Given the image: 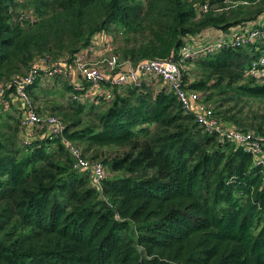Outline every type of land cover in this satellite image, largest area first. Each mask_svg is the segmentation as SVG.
Masks as SVG:
<instances>
[{
	"label": "trees",
	"instance_id": "1",
	"mask_svg": "<svg viewBox=\"0 0 264 264\" xmlns=\"http://www.w3.org/2000/svg\"><path fill=\"white\" fill-rule=\"evenodd\" d=\"M261 16L264 0H0V264H264V167L167 86H110L82 101L65 98L76 91L63 82L60 101H41V73L27 92L40 116L63 121L56 137L43 121L23 124L14 86L42 71L38 60L73 63L101 34L132 65L177 61L186 40ZM263 53L223 47L182 69L220 129L264 149V68L245 73ZM69 143L103 163L102 189L74 168Z\"/></svg>",
	"mask_w": 264,
	"mask_h": 264
},
{
	"label": "built area",
	"instance_id": "2",
	"mask_svg": "<svg viewBox=\"0 0 264 264\" xmlns=\"http://www.w3.org/2000/svg\"><path fill=\"white\" fill-rule=\"evenodd\" d=\"M235 3L238 4L239 2L236 1ZM203 9L204 11L207 10V4L203 5ZM24 17L25 16H22V18ZM248 25L250 24L237 26L227 32H221L218 36L212 39V41L207 43H194L190 39L186 40V43L178 50L177 61L171 59H150L141 61L136 65H132L129 61H123L118 55L114 54L112 50V41H110L109 36L101 34L94 42L100 43V41H103V46L110 51L108 53L109 57L103 59L104 67L93 64V61H88L86 59L87 48L91 47L94 42L76 56L74 65L77 69L80 83L74 85L76 92L71 93V96L74 100H82L81 97L83 95L80 93H88L93 96L85 95L83 96V99L87 100V98H94L92 100L94 101L99 95H103L98 93L96 96L91 92L90 88L98 87V85L105 80L104 68H106L108 73L112 75V79L110 81V86L112 87L127 84L138 87L143 81L139 74L157 77L164 81L169 91L175 94L181 108L185 112H193L195 114L197 122L202 127L210 132L216 131L221 135L225 134L231 141L251 152L256 165H262L264 167V149L254 138L253 134L235 129L228 131L220 129L218 122L212 116L211 109L200 101L198 92L189 89L183 79L184 73L182 69V62L185 60L201 58L204 55L210 54L223 47H242L247 45L264 46V24H261L260 27H250ZM62 64L63 62H49V64L45 62L44 72L46 77L51 79L63 78L65 71ZM263 68L264 53L257 59V61L253 62L252 65L245 70V73L250 76L260 77L261 70ZM41 73L42 71H40L38 67L32 68L26 75L15 80L14 86L26 114L23 124L30 127L43 121L47 125L51 136L56 137L61 135L63 132V121L53 115L45 117L40 116L36 110V105L33 103L32 98L27 92V87L34 84L40 77ZM85 81L90 84L89 88L85 86ZM5 90V87H0V97H4ZM105 94H110L109 89ZM69 150L74 159V168L78 171L90 173L95 186L102 189V182L107 175L106 168L103 163L100 161H91L84 157L81 148L73 143H69Z\"/></svg>",
	"mask_w": 264,
	"mask_h": 264
},
{
	"label": "crops",
	"instance_id": "3",
	"mask_svg": "<svg viewBox=\"0 0 264 264\" xmlns=\"http://www.w3.org/2000/svg\"><path fill=\"white\" fill-rule=\"evenodd\" d=\"M221 32L218 31L217 29H208L206 31H204L203 33H201L200 35L190 38V40H192V42L194 43H207L209 41H212V39H214L216 36H218ZM110 51L107 50V48L105 46H103V41H100V43L94 42V44L87 48V52H86V59L88 61H93V59H98V58H102L106 55H108ZM41 69H42V77L40 80V85L39 88L34 89L35 91H40L41 88L45 91V88H49V90L52 89H60L61 87H65L64 83L56 81V79H51L46 77L45 75V65L42 61L38 60L36 63ZM63 68H64V77L63 79H65L66 83H68L71 86H74L78 83H80V78H78V73H77V69L73 63H70L68 61H63L62 64ZM102 67H104V65H102ZM105 71V80L98 85V87L95 88H90L91 92L93 94H95L97 96L98 93H106L110 87V81L112 79V75H110V73H108L107 69L104 68ZM140 78L143 81H147L150 82L151 85H153L155 87V89L160 88L161 86H166V84L164 83V81H162L161 79L157 78V77H153V76H147V75H143V74H139ZM152 79H154L152 82ZM46 81H50V84L48 85V87L45 84H42V82H46ZM89 83H85V86L87 88H89ZM45 86V87H44ZM69 95L71 94L70 92L68 93ZM83 96H93L91 94L88 93H80ZM81 97L82 101H92L93 99L91 98H87V100L83 99L84 97ZM17 104L21 105L22 103L20 101L17 102ZM18 107V105H17ZM24 115L25 112H24ZM28 128H33V126H30Z\"/></svg>",
	"mask_w": 264,
	"mask_h": 264
},
{
	"label": "rangeland",
	"instance_id": "4",
	"mask_svg": "<svg viewBox=\"0 0 264 264\" xmlns=\"http://www.w3.org/2000/svg\"><path fill=\"white\" fill-rule=\"evenodd\" d=\"M29 9H30V7H27L25 9H23V10L28 13V12H30ZM263 21H264V16H261L260 19L257 21V23H248V24H250L248 26L254 27L255 24H261V23H263ZM106 57H109V54L104 56V57H102V58L93 59L92 63L102 67V65L104 64L103 59H105ZM53 79H56V81H59L61 83L62 82H66L65 79H63V78H59V79L58 78H53ZM153 80L154 79H152V82H154ZM85 83H87V82L85 81ZM42 84H45L48 87V85L50 84V81H46L45 83L42 82ZM63 89H64L63 87H61L60 89H53V90H51V89L49 90V88H45L44 93H46L45 96L48 97V98L41 97V96L39 98L42 99L41 101H49V100L60 101L59 99H60L61 93L63 92L62 91ZM64 94H65V98H66L67 95H69L67 92H65ZM63 101H64V99L62 100V102Z\"/></svg>",
	"mask_w": 264,
	"mask_h": 264
}]
</instances>
